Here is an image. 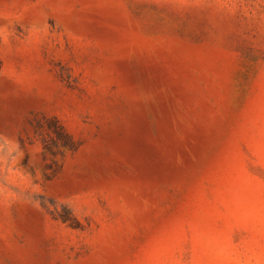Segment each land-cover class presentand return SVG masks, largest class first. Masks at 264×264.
<instances>
[{
    "label": "rangeland",
    "instance_id": "1",
    "mask_svg": "<svg viewBox=\"0 0 264 264\" xmlns=\"http://www.w3.org/2000/svg\"><path fill=\"white\" fill-rule=\"evenodd\" d=\"M0 62V264H264V0H0Z\"/></svg>",
    "mask_w": 264,
    "mask_h": 264
},
{
    "label": "trees",
    "instance_id": "2",
    "mask_svg": "<svg viewBox=\"0 0 264 264\" xmlns=\"http://www.w3.org/2000/svg\"><path fill=\"white\" fill-rule=\"evenodd\" d=\"M0 70H1V62H0ZM68 215H69V218H67V217H62V220L64 221V222H68V221H70V217H72V214H71V212L68 210Z\"/></svg>",
    "mask_w": 264,
    "mask_h": 264
}]
</instances>
